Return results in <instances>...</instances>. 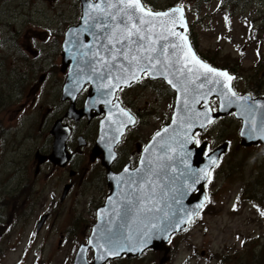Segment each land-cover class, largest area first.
<instances>
[{
  "label": "rangeland",
  "instance_id": "1",
  "mask_svg": "<svg viewBox=\"0 0 264 264\" xmlns=\"http://www.w3.org/2000/svg\"><path fill=\"white\" fill-rule=\"evenodd\" d=\"M13 1L12 12L20 21L7 27L0 22V84L4 82L0 87V264H71L76 252L70 248L71 242L75 234L81 243L86 242L94 217L91 204L98 189L83 188L79 212L71 210V202L58 208L59 198L54 201L44 194L34 198L25 195L30 188L41 189L48 182L42 174L37 183H29L34 174L35 149L31 148L44 134L43 119L46 123L57 117V110L64 106L58 86L65 73L57 67L62 66L64 32L78 22L80 4L79 0ZM207 2L146 0L156 10L184 4L198 52L220 67L223 65L218 61L230 69L238 67V93L264 97V22L258 20L260 16L253 18L254 3L245 5L248 1L242 0L237 7L226 4L220 12L217 0ZM1 18L5 19L3 13ZM13 74L18 75V87L12 84ZM13 88L17 97H13ZM130 94L136 103L131 98L130 102L141 109L144 123L126 139L125 149L137 140L142 142L140 138L132 140L133 135L150 139L170 121L174 105V93L161 81L145 80ZM213 103L217 108V102ZM57 105L60 107L50 114L49 109ZM240 127V121L228 116L199 135V143L208 142L211 150L225 142L229 148L209 184L208 204L189 230L170 243V264H264V148L242 147ZM15 187L24 194L19 202ZM49 210V218L43 216ZM44 217L37 233L36 225ZM75 225L77 231L67 232ZM169 251L146 253L138 262L113 260L108 264L167 262Z\"/></svg>",
  "mask_w": 264,
  "mask_h": 264
},
{
  "label": "water",
  "instance_id": "2",
  "mask_svg": "<svg viewBox=\"0 0 264 264\" xmlns=\"http://www.w3.org/2000/svg\"><path fill=\"white\" fill-rule=\"evenodd\" d=\"M140 5L132 6L127 0H82L81 20L66 31L62 44L63 69L69 68L63 99L71 100L70 112L88 84V105H106L94 152L102 155L111 189L89 243L80 246L74 264H105L125 254L141 256L149 248L167 251L170 238L185 231L206 204L204 186L228 149L224 143L204 157L206 144L200 148L195 144V134L204 132L217 118L234 113L242 121L241 145L264 146V97L237 94L234 75L197 56L187 35L183 7L155 12L141 0ZM145 73L176 92L172 118L153 136L135 170L126 167L113 174L115 148L135 121L118 102H112L121 88L131 86ZM215 98L219 99L216 113L210 106ZM54 133L55 151L62 153L69 130L56 125ZM116 203L121 209L112 212ZM91 248L95 259L88 262Z\"/></svg>",
  "mask_w": 264,
  "mask_h": 264
},
{
  "label": "flooded vegetation",
  "instance_id": "3",
  "mask_svg": "<svg viewBox=\"0 0 264 264\" xmlns=\"http://www.w3.org/2000/svg\"><path fill=\"white\" fill-rule=\"evenodd\" d=\"M79 0V4H80ZM146 2V0H144ZM210 1L212 0H205ZM248 2L245 5H251L254 3V8L252 9V16L255 18L260 16L258 20L264 22V0H247ZM207 2V3H208ZM242 0H217L218 6L216 7L220 12L223 11V7H226V4L229 5H239ZM209 3V5H210ZM14 1L13 0H0V22H3L4 26L7 27L8 25L14 22L15 24L20 21L17 18V14L12 12L14 8ZM237 7V6H236ZM4 12H1V11ZM2 13L4 14L5 19H2ZM211 15H208L206 18H211ZM253 24L254 22L251 21ZM8 32H9V28ZM8 34V33H6ZM35 54H38V51H35ZM204 59L214 65L219 66L216 62L211 58L204 56ZM219 64H222L218 61ZM26 66L30 67L29 63L26 62ZM221 66V67H223ZM60 71L64 74L65 72L62 71L61 67ZM238 67L233 66V69H237ZM28 76L23 75V78L26 79ZM18 75L13 74L11 75L12 84L15 87H18L20 82L17 81ZM10 80V81H11ZM65 82V74L63 81H60L58 86V94L59 99L63 103V107L60 110H57L60 106L57 105L54 109H49V113L52 114L53 111L57 110L58 116L52 119H47L45 123V119L42 121L41 132L44 134L42 135L41 139L37 140L31 150L35 149L32 164L34 165V174L31 178L29 176L30 182L37 183V179L44 174L48 177V182H46L41 189L33 190L30 188L26 192V198L30 195H34V197H39L41 194H44L45 197L49 196L52 197L54 201L56 198H59L57 201L58 208L60 204H65L67 202L72 203L71 210L79 212L81 198H82V190L83 188H97L99 193L96 196V199L91 204V210L93 213V222L89 224L88 229L91 232L92 226L97 219V212L98 210L104 205L107 201L110 188L107 182V169L103 166L101 156H96L94 153V149L96 146V141L99 134V127L100 122L104 118V113L102 112L103 107L99 108H88L86 107V101L89 95V87H85L77 96L75 100V108L76 111L71 112L68 114V109L70 106V101L63 100V87ZM10 84V83H9ZM140 83L132 86L130 89L122 90L117 94L118 99L122 103L123 107L130 110L137 117V124L128 130L126 136L122 140V142L118 145L117 151V159L113 162L111 169L115 173H119L125 166H130L134 169L138 165V161L140 158V154L144 146L147 144L149 139H143L144 136L138 137L139 135H133L132 140H137L140 138L142 142L136 141L132 147L124 148L125 141L127 138L130 139V136L136 131V127L138 124H143L144 119L142 118V113L140 108H135L133 104L130 102V98L133 97L128 95V93L133 90L136 86ZM4 86V82L0 84V87ZM16 89V88H15ZM13 88V97H17V93ZM12 94V93H11ZM136 103V101L133 99ZM52 110V111H51ZM84 111V113H81ZM62 124L68 125L71 128V131L68 135L66 140V150L63 151L61 154L55 153V144L57 141L56 135L53 133L55 125ZM66 152L69 155L68 161L66 160ZM53 182V183H52ZM33 186V185H32ZM29 188V187H28ZM46 190L48 191L46 194ZM15 199L16 202L21 201L18 199L19 197H24L23 191L20 190L18 187H15ZM54 204V205H57ZM66 207V206H65ZM51 209V206H50ZM55 211V210H53ZM51 214V210L46 211L44 215L48 216ZM47 218V217H46ZM74 230H78L77 225L73 226L72 228H68L67 232H71ZM88 237V236H87ZM62 241V240H61ZM59 241L60 244L62 242ZM73 241L71 242L70 248L77 251L78 247L82 244L81 239L75 234L73 237ZM76 253V252H75ZM146 253H158V251L148 250ZM172 251H169V259L165 264H170L173 260ZM144 255V254H143ZM75 256V255H74ZM74 259V258H73ZM142 259V256L139 258L136 257H128L123 256L117 260H125L126 262L133 261L138 262ZM160 260H158L159 262ZM114 262V261H112ZM155 262L153 264H157ZM73 263V260L71 264Z\"/></svg>",
  "mask_w": 264,
  "mask_h": 264
},
{
  "label": "snow or ice",
  "instance_id": "4",
  "mask_svg": "<svg viewBox=\"0 0 264 264\" xmlns=\"http://www.w3.org/2000/svg\"><path fill=\"white\" fill-rule=\"evenodd\" d=\"M127 2L132 5V6H135V7H141L140 5V0H127ZM176 11H178V9H176ZM156 15H167V13H156ZM195 58V57H193ZM198 62V61H197ZM202 67H204L207 71H214L213 69L211 68H208L207 65H202ZM220 75H225L227 76V73H220ZM229 79H232V77H228ZM169 83H171V81H169Z\"/></svg>",
  "mask_w": 264,
  "mask_h": 264
}]
</instances>
